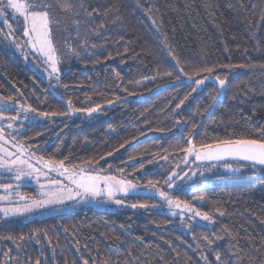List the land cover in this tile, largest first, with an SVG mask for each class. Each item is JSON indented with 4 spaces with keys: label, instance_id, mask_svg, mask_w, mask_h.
I'll return each instance as SVG.
<instances>
[{
    "label": "trees",
    "instance_id": "16d2710c",
    "mask_svg": "<svg viewBox=\"0 0 264 264\" xmlns=\"http://www.w3.org/2000/svg\"><path fill=\"white\" fill-rule=\"evenodd\" d=\"M51 3L60 53L85 45L79 55H66L69 67L59 81H51L52 87L13 45L0 42V97L50 114L34 113L36 119L24 122L16 139L43 161L79 167L90 162L117 176L123 169L144 189L149 180L163 184L184 158L178 149L188 140L199 146L240 136L261 138L264 0ZM0 27L6 29L2 20ZM16 36L23 39L20 31ZM204 66L214 71L194 77L210 75L197 91L183 73L175 79L180 67L191 74ZM216 76L227 78L228 91L209 108ZM69 99L74 109L83 110L70 111ZM97 106L89 116L86 110ZM158 160L163 169L146 168ZM21 188L37 196L33 186ZM193 189L171 191L181 200L202 196V202H193L211 215L224 212L214 225L196 221L193 231H183L157 207H85L29 220L0 215V264H264V173ZM128 201L152 205L158 198L139 191ZM212 233L220 238L212 236L214 243L205 247L201 239Z\"/></svg>",
    "mask_w": 264,
    "mask_h": 264
},
{
    "label": "snow or ice",
    "instance_id": "6c2138e0",
    "mask_svg": "<svg viewBox=\"0 0 264 264\" xmlns=\"http://www.w3.org/2000/svg\"><path fill=\"white\" fill-rule=\"evenodd\" d=\"M9 19L15 22L16 27H13V23H10ZM0 20L6 25V29L0 27V42L8 41L17 51L25 53V59L29 55L33 56L37 67H42L43 72L47 73L49 87H52V80L59 81L60 64L63 60L60 55V49L55 42L52 25L58 23V21L54 19L53 5L50 0H0ZM17 31L22 32L23 44L20 43L19 38L16 36ZM92 46L94 47L95 45ZM84 47L85 45H79L77 48L69 46L64 55H79ZM177 64H179V61H177ZM237 67H244V65H238ZM213 71L214 67L204 66L194 68L192 73L189 74L183 67H180L177 69L175 79L181 80V73H183V75L188 76V82L195 85L192 91H197L210 78V75L203 78L194 77H199L201 73L211 74ZM167 76L172 77L173 73L168 72ZM215 82L218 87L215 89V95L211 97L213 103L208 105L209 108L228 91V80L226 77L216 76ZM65 87L67 86L65 85ZM129 94L133 95L134 93ZM183 103L184 100H181L176 107L180 108ZM66 107L72 112L83 110L74 109L70 99L67 101ZM98 108L99 106L97 108H88L86 111L91 116ZM5 112H15V115L5 116ZM30 113H36V116L43 117L50 115L46 112H37V109L30 105L25 106L19 100L13 101L12 97H8L7 101L0 97V142H2L0 143V153H3V155H0V170L12 173L13 175L9 178L17 182L22 181L25 177H33L39 184V177L41 175L46 176L47 173L30 163L33 156V153L29 151L30 146L18 144L11 131L7 133L9 139L5 138V128L13 129V125L21 123V120L36 118V116H31ZM67 114L62 113V115ZM52 115L55 114L53 113ZM260 136L261 138L240 136L237 138L219 139L213 143H204L199 146L194 144L192 140H188V146L178 150L184 153L185 166H188L190 162L193 164L196 162H223V166L226 169L232 173H238L243 166L252 167L253 169L256 166L264 168V128L260 129ZM9 142L15 148V152L9 151L5 147ZM108 155H111V153H108ZM189 158H191V161ZM161 159L167 161L168 156L162 155ZM233 163L239 166L233 167ZM214 166L216 165L210 163L204 167V170L207 171ZM44 167L49 168L50 171H56L60 176H64L68 183L64 184L59 180L52 179L49 181V187L40 184L39 195L35 199L16 191L21 186L20 183L15 185L12 183L0 184V188L5 192V195L0 196V200H10L13 195L18 198L15 206L0 208V212L5 217L9 213L13 215L34 214L41 209L59 212L62 209L57 206L65 204L66 201L79 203L96 200L97 198H106L107 201L123 206L125 202L123 199L117 198L119 194H123L125 197L133 193L139 194V186L123 175V169L118 170L121 175L117 176L105 174L94 169L90 162L88 167H79L77 165H66L64 160L54 162V167H50L48 164H44ZM141 167H143V164H141ZM179 168L180 166L177 165L176 169H170L162 185L159 181L149 180L144 186V191L149 194L150 199L156 197L162 202V205H166L169 210H172L170 212L172 216H178L181 221L187 220L188 223L185 227L189 231L194 230L196 225L193 222L196 221V218H200L207 224L214 225L219 217L224 216V212L217 210V215L214 216L208 211H202L193 202H202V196H194L193 201H188L181 200L172 194L171 190H183L184 183L190 182L192 177L198 174L197 171L193 170L190 174L189 172H184L181 175V170H177ZM203 174V171L199 172L200 176H203ZM192 190L195 191L196 189ZM155 206L148 203H133L130 205L133 209H148ZM207 224L204 225L205 228ZM212 236L216 239L220 238L215 233H212L211 236L204 235L201 242L204 243L205 247L214 243ZM7 239H12V237L9 236ZM19 239L23 240L24 237L21 236ZM4 254L8 255L7 252ZM204 259L207 260V257H204ZM216 260L217 262L220 261L219 254L216 255ZM36 264H39V261ZM84 264H88V261L85 260Z\"/></svg>",
    "mask_w": 264,
    "mask_h": 264
},
{
    "label": "rangeland",
    "instance_id": "374dc122",
    "mask_svg": "<svg viewBox=\"0 0 264 264\" xmlns=\"http://www.w3.org/2000/svg\"><path fill=\"white\" fill-rule=\"evenodd\" d=\"M51 3V0H50ZM23 39H19L20 43L23 44ZM14 49L16 50V48L14 47ZM17 51V50H16ZM65 52H63V50L61 51L60 55L62 57L63 62L60 64V68H61V74L66 71L69 67V62L66 58V55H64ZM18 54L21 56L22 60L24 63H26L27 65L33 66L34 68H36L44 77H46L48 79L47 73L43 72V68L37 67L35 58L31 55L28 56L27 59H25V53H22L20 51H18ZM52 81H56V80H52ZM5 116H10V115H15V113L13 112H5L4 113ZM31 116L34 115V113H30ZM35 116V115H34ZM36 119V118H35ZM35 119H29L30 121H33ZM29 120H21L22 123L19 124H14L13 125V129H7L5 128V138L9 139V137L7 136V133L9 131L12 132V134L15 136V139H17L18 133L20 131V129L22 128V126L24 125V122L29 121ZM17 142V141H16ZM2 143V142H0ZM18 144H21L19 142H17ZM22 145V144H21ZM5 147L12 152H15V148L12 147L11 142H9L7 145H5ZM30 152H32L29 149ZM33 153V152H32ZM0 155H3V153H0ZM23 158V157H22ZM189 160L191 161V158H189ZM30 163H32L33 165H35L37 168H40L43 172L47 173V175H41L39 177L40 183L38 184L36 179L33 177H25L22 179V181L17 182L14 179H10L9 177L12 176V173H8L4 170H0V184H6V183H12L13 185H15L16 183H20V187L18 189H16V191H18L19 193L26 195L30 198H38L39 195V191H40V184H44L46 187H49V181L52 179H56L61 181L64 184H67L68 181L66 180V178L64 176H60L56 171L52 170L50 171L49 168L44 167V164H48L47 162L43 161L41 158L37 157L34 153L32 156V159L30 160ZM215 164L216 166L214 167H210L209 170L205 171L204 167L206 165L209 164ZM50 167H54V165L48 164ZM164 163L160 160L154 162L153 164L149 165L148 169H163ZM179 166L180 168L177 170H181V175H183L184 172H190L191 171H197V175L192 177V180L190 182H185L183 185V190H190L199 186H203V185H207V184H218V183H226V182H231L234 180H238V179H249V180H253L254 178H256L258 175L263 174L264 173V168L260 167V166H256L255 169H253L252 167H248V166H243L241 167V170L238 173H232L231 171H229L228 169H226L223 166V162H196V163H189L188 166H185L184 164V160L182 158V160L179 162ZM199 166V168H198ZM239 165H237L236 163H233V167H238ZM176 169V168H173ZM203 171L204 174L203 176L199 175V172ZM106 174V173H105ZM134 184H137L139 186L138 188V192L141 191L143 189V187L132 181ZM190 185V186H189ZM22 186H33L35 188L36 191V197H31L30 194L31 192L29 191V193H23V190H21ZM54 187V186H52ZM26 189V188H25ZM134 194V193H133ZM5 195V192L2 188H0V196ZM132 195V194H130ZM128 195L127 197L123 196V194H119L117 196L118 199H123L124 200V205H116L114 202L112 201H107L106 198H97L96 200H89L88 202H79L77 203L76 201H66L65 204L63 205H58L57 207L61 208L62 211L59 212H53L51 210H47V209H41L37 212L33 213H29V214H25V215H13L11 213H9V215L7 217H5L3 215L2 212H0V215L3 219H9V218H19L22 220H29L35 217H40V216H44L47 214H52V213H61V212H65V211H70V210H76V209H80V208H85V207H94L96 209H102V210H139V208H131L130 205L133 204L131 202L128 201V197L130 196ZM18 198L13 195L11 197L10 200H0V208H11L13 206L16 205ZM22 203V202H21ZM152 205H156L155 207L162 209L164 211H166L171 217H172V223L177 226L178 228H180L183 231H187L188 229L185 227V225L188 223L187 220L185 221H181L179 219L178 216L174 217L170 214V212L172 210H169L168 207L166 205H162V202H160L158 200L157 203H154ZM30 217V218H29ZM196 221H202L200 218H196ZM194 221V222H196ZM193 222V223H194Z\"/></svg>",
    "mask_w": 264,
    "mask_h": 264
},
{
    "label": "water",
    "instance_id": "95a60500",
    "mask_svg": "<svg viewBox=\"0 0 264 264\" xmlns=\"http://www.w3.org/2000/svg\"><path fill=\"white\" fill-rule=\"evenodd\" d=\"M141 192H145L144 189H142ZM145 193H146V192H145Z\"/></svg>",
    "mask_w": 264,
    "mask_h": 264
}]
</instances>
